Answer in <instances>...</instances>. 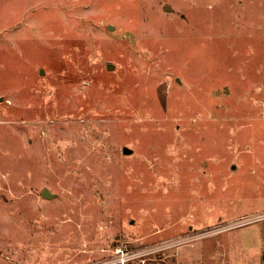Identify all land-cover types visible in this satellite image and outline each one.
Here are the masks:
<instances>
[{
	"label": "rangeland",
	"instance_id": "rangeland-1",
	"mask_svg": "<svg viewBox=\"0 0 264 264\" xmlns=\"http://www.w3.org/2000/svg\"><path fill=\"white\" fill-rule=\"evenodd\" d=\"M120 245L264 264V0H0V264Z\"/></svg>",
	"mask_w": 264,
	"mask_h": 264
},
{
	"label": "built area",
	"instance_id": "built-area-1",
	"mask_svg": "<svg viewBox=\"0 0 264 264\" xmlns=\"http://www.w3.org/2000/svg\"><path fill=\"white\" fill-rule=\"evenodd\" d=\"M115 254L109 255L106 259L102 260L100 264H128L135 260L140 254L128 246L120 245L115 247Z\"/></svg>",
	"mask_w": 264,
	"mask_h": 264
},
{
	"label": "water",
	"instance_id": "water-1",
	"mask_svg": "<svg viewBox=\"0 0 264 264\" xmlns=\"http://www.w3.org/2000/svg\"><path fill=\"white\" fill-rule=\"evenodd\" d=\"M43 195L46 197H50L52 193L48 189H44Z\"/></svg>",
	"mask_w": 264,
	"mask_h": 264
}]
</instances>
